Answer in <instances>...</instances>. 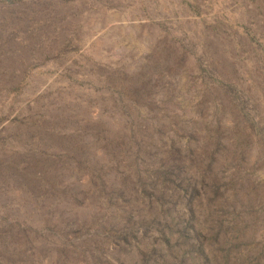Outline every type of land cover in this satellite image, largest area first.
<instances>
[{"label":"rangeland","instance_id":"obj_1","mask_svg":"<svg viewBox=\"0 0 264 264\" xmlns=\"http://www.w3.org/2000/svg\"><path fill=\"white\" fill-rule=\"evenodd\" d=\"M198 179L264 264V0H0V264H138Z\"/></svg>","mask_w":264,"mask_h":264},{"label":"trees","instance_id":"obj_2","mask_svg":"<svg viewBox=\"0 0 264 264\" xmlns=\"http://www.w3.org/2000/svg\"><path fill=\"white\" fill-rule=\"evenodd\" d=\"M216 180V179H215ZM205 182L200 181L199 179L196 182V186L189 184L188 180L187 182H181L179 183H173L172 186H170L168 189H171L172 192H176V194L179 192V195L185 196L186 198L182 199V205L180 206H171L167 212L171 211L173 208L176 209L174 213V217L171 219L172 222L176 220L175 228L170 230V225L166 222V230L165 232L162 231L161 234L167 235L165 236L162 241L164 242V249H161V251L152 248L149 250L146 249H138L137 250V262L138 264H147L150 263V260L152 259V262L150 264H247V256H244L242 259L237 257V254L234 255L233 250L229 249H221V250H215L211 253H207V255L204 257V252L201 250V247H203L205 244H208L203 241L204 238L209 237L211 235L210 241H216L217 235L219 233L218 230H216L214 233H211L208 231V228L203 226L201 224V221L198 217L197 211L195 209V205L193 203V198L198 193H201V189H205ZM213 183V181H212ZM163 186V183L161 184ZM214 186V183L211 185ZM210 185L208 186L211 190L213 189ZM163 190V189H162ZM160 192L159 200H165L168 201L170 199V196H164V191ZM210 190V191H211ZM206 192V191H205ZM182 198V197H181ZM248 201L247 209L250 208L251 203ZM175 204V203H174ZM244 208L246 207V204L243 202ZM182 224V227H177L178 224ZM243 225L241 226V231L245 230V226H251V221L246 220ZM140 225L142 227V234H145L147 232L148 224L140 222ZM219 229V228H218ZM240 231V232H241ZM264 232V231H263ZM243 233V232H242ZM173 234H178L177 236H174ZM189 235V236H188ZM209 235V236H208ZM186 238L189 239V242H186ZM173 240H178L175 243H173ZM209 241V243H210ZM118 244H125L128 245L129 243V236L124 235L121 238L117 239ZM170 242V243H169ZM192 248H190V247ZM231 246V245H230ZM233 246V245H232ZM178 247V248H177ZM181 247L185 249H188L186 254L182 250L181 253ZM151 257V258H149Z\"/></svg>","mask_w":264,"mask_h":264}]
</instances>
